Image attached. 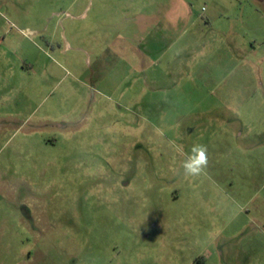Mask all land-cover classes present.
Wrapping results in <instances>:
<instances>
[{
  "label": "rangeland",
  "instance_id": "rangeland-1",
  "mask_svg": "<svg viewBox=\"0 0 264 264\" xmlns=\"http://www.w3.org/2000/svg\"><path fill=\"white\" fill-rule=\"evenodd\" d=\"M21 4L47 19L4 34L0 0V264H264V0Z\"/></svg>",
  "mask_w": 264,
  "mask_h": 264
},
{
  "label": "crops",
  "instance_id": "crops-1",
  "mask_svg": "<svg viewBox=\"0 0 264 264\" xmlns=\"http://www.w3.org/2000/svg\"><path fill=\"white\" fill-rule=\"evenodd\" d=\"M22 1L24 0H4V34L6 31V26H7V19H6L7 13L13 15L16 18V21H18L19 23L25 22V23L39 24L42 19H47V17L45 18L41 17L40 15L41 12L38 7H36V9L34 8L33 13L30 11H27L29 9L28 7H23V4H21ZM45 14L46 13H44V15ZM52 15L54 16V14H51L50 17H52ZM134 19L135 18H133V20Z\"/></svg>",
  "mask_w": 264,
  "mask_h": 264
},
{
  "label": "clouds",
  "instance_id": "clouds-1",
  "mask_svg": "<svg viewBox=\"0 0 264 264\" xmlns=\"http://www.w3.org/2000/svg\"><path fill=\"white\" fill-rule=\"evenodd\" d=\"M207 166V148L202 144L194 145L182 164L185 177H197L206 174Z\"/></svg>",
  "mask_w": 264,
  "mask_h": 264
}]
</instances>
